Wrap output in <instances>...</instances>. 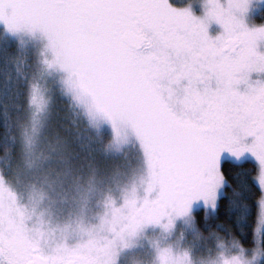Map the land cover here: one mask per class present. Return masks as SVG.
<instances>
[{
    "label": "snow or ice",
    "instance_id": "obj_1",
    "mask_svg": "<svg viewBox=\"0 0 264 264\" xmlns=\"http://www.w3.org/2000/svg\"><path fill=\"white\" fill-rule=\"evenodd\" d=\"M0 264H264V0H0Z\"/></svg>",
    "mask_w": 264,
    "mask_h": 264
},
{
    "label": "trees",
    "instance_id": "obj_2",
    "mask_svg": "<svg viewBox=\"0 0 264 264\" xmlns=\"http://www.w3.org/2000/svg\"><path fill=\"white\" fill-rule=\"evenodd\" d=\"M253 167H254V163L248 162V163H245L239 167L232 166L230 169V172L251 170ZM200 215L203 216V212H201ZM250 240H251V237H248L249 242H250Z\"/></svg>",
    "mask_w": 264,
    "mask_h": 264
},
{
    "label": "rangeland",
    "instance_id": "obj_3",
    "mask_svg": "<svg viewBox=\"0 0 264 264\" xmlns=\"http://www.w3.org/2000/svg\"><path fill=\"white\" fill-rule=\"evenodd\" d=\"M195 2H197V3H200L201 2V0H195ZM62 107H64V104H63V102L62 101H60V102H58ZM65 110H66V108H65Z\"/></svg>",
    "mask_w": 264,
    "mask_h": 264
}]
</instances>
